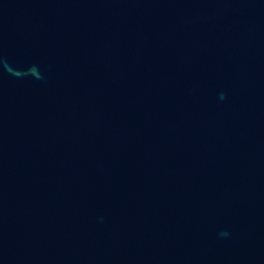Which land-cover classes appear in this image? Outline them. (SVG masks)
<instances>
[{
  "label": "water",
  "instance_id": "1",
  "mask_svg": "<svg viewBox=\"0 0 264 264\" xmlns=\"http://www.w3.org/2000/svg\"><path fill=\"white\" fill-rule=\"evenodd\" d=\"M0 264H264V0H0Z\"/></svg>",
  "mask_w": 264,
  "mask_h": 264
}]
</instances>
